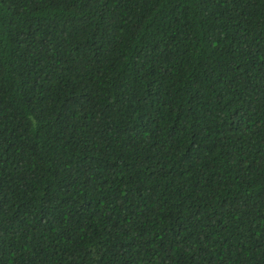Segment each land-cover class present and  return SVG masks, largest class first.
<instances>
[{"label": "trees", "instance_id": "1", "mask_svg": "<svg viewBox=\"0 0 264 264\" xmlns=\"http://www.w3.org/2000/svg\"><path fill=\"white\" fill-rule=\"evenodd\" d=\"M0 264H264V0H0Z\"/></svg>", "mask_w": 264, "mask_h": 264}]
</instances>
